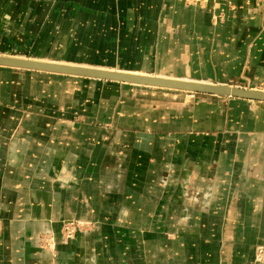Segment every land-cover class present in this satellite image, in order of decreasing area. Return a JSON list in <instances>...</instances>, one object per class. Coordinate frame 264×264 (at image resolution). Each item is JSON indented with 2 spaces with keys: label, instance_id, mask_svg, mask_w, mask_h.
I'll list each match as a JSON object with an SVG mask.
<instances>
[{
  "label": "crops",
  "instance_id": "1",
  "mask_svg": "<svg viewBox=\"0 0 264 264\" xmlns=\"http://www.w3.org/2000/svg\"><path fill=\"white\" fill-rule=\"evenodd\" d=\"M0 54L264 90V0H0ZM67 220L89 225L65 240ZM259 246L264 101L0 65V264Z\"/></svg>",
  "mask_w": 264,
  "mask_h": 264
},
{
  "label": "water",
  "instance_id": "2",
  "mask_svg": "<svg viewBox=\"0 0 264 264\" xmlns=\"http://www.w3.org/2000/svg\"><path fill=\"white\" fill-rule=\"evenodd\" d=\"M0 65L47 72H57L69 75L86 76L103 80L141 84L188 92L264 101V90L234 86L229 84L208 83L195 80L154 76L125 72L121 70L81 66L3 54H0Z\"/></svg>",
  "mask_w": 264,
  "mask_h": 264
},
{
  "label": "built area",
  "instance_id": "3",
  "mask_svg": "<svg viewBox=\"0 0 264 264\" xmlns=\"http://www.w3.org/2000/svg\"><path fill=\"white\" fill-rule=\"evenodd\" d=\"M79 223L78 221H73V220H69L64 222L63 224V236L65 239H70L73 238L77 231L80 230L79 228ZM41 242L42 244L45 246V248H50V246H52L51 244L54 243V238L53 236H46L43 235L41 238ZM255 258L257 260H262L264 259V247L263 246H259L256 250V254H255Z\"/></svg>",
  "mask_w": 264,
  "mask_h": 264
},
{
  "label": "rangeland",
  "instance_id": "4",
  "mask_svg": "<svg viewBox=\"0 0 264 264\" xmlns=\"http://www.w3.org/2000/svg\"><path fill=\"white\" fill-rule=\"evenodd\" d=\"M67 221H69V220H67ZM73 221H78V222H80V223H79V228H80V230H82L83 228H87L88 225H89L88 222H85V221H81V220H73ZM64 222H66V221H64ZM64 222L62 223V226H63ZM62 226H61V233H62V237H63V239H65L64 236H63V230H62L63 227H62ZM80 230H78V231H80ZM78 231H77V233H78ZM77 233H76V234H77ZM46 236H48V235H45V237H46ZM50 236H53V235H49V237H50ZM75 236H76V235H75ZM75 236H74V237H75ZM41 238H42V236L40 237V241H41ZM53 238H54V236H53ZM70 239H72V238H70ZM65 240H68V239H65ZM54 241H55V238H54ZM41 243H42V242H41Z\"/></svg>",
  "mask_w": 264,
  "mask_h": 264
},
{
  "label": "bare ground",
  "instance_id": "5",
  "mask_svg": "<svg viewBox=\"0 0 264 264\" xmlns=\"http://www.w3.org/2000/svg\"><path fill=\"white\" fill-rule=\"evenodd\" d=\"M40 60V59H39ZM55 62V61H54ZM63 63V62H62ZM74 65H76V64H74ZM106 69V68H105ZM133 73V72H132ZM164 77V76H163Z\"/></svg>",
  "mask_w": 264,
  "mask_h": 264
}]
</instances>
